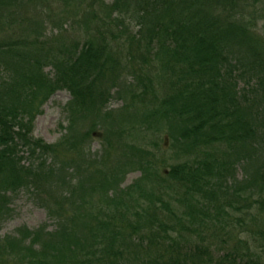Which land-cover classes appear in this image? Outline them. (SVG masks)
Here are the masks:
<instances>
[{
	"label": "trees",
	"instance_id": "trees-1",
	"mask_svg": "<svg viewBox=\"0 0 264 264\" xmlns=\"http://www.w3.org/2000/svg\"><path fill=\"white\" fill-rule=\"evenodd\" d=\"M63 91L70 159L33 137ZM22 191L54 229L10 264H264V0H0V229Z\"/></svg>",
	"mask_w": 264,
	"mask_h": 264
},
{
	"label": "rangeland",
	"instance_id": "rangeland-1",
	"mask_svg": "<svg viewBox=\"0 0 264 264\" xmlns=\"http://www.w3.org/2000/svg\"><path fill=\"white\" fill-rule=\"evenodd\" d=\"M73 27L70 28V25L69 27H66L65 30H67L68 33L63 32L60 34V37H51L50 34L48 35L50 36L51 40L56 42H65L66 39L69 40L72 36L77 37V31H80L82 34L80 37L85 36L84 34L86 33V30L84 28V22L78 21ZM70 100L71 95L67 91L58 92L44 105L42 108V114L36 118L34 123L33 137L43 140L48 145L57 146V158H64L68 153H70L63 150V148H67L68 146L67 142L65 141L66 137H70L72 142L74 140H81L84 136H86V132L91 125L88 119H78L77 122L71 127V124L67 119L68 114L65 112L66 105ZM121 107V101L114 99L111 101L110 109L116 110ZM99 132L102 133L100 129ZM97 136V134H94V137H92L91 141L87 139L85 142V144L91 143V149L93 153H96L102 147L100 134L99 138H97ZM72 156L73 155L70 153L66 159H70ZM171 164L173 163L168 162L167 165ZM241 171L242 170L238 169L239 179L242 177ZM139 177L140 173L138 172L128 174L124 180V183L122 184V187L125 188L130 186ZM11 200V214L2 224L0 229L1 240L7 237L18 236V230L23 228L34 231L41 226L47 225L49 231L54 229V224L47 217V212L36 205L29 193L22 191L16 195H12ZM229 229H232L234 233L240 232L241 234L243 232L241 227H238V225H233V227ZM243 236L244 238L246 237L245 235ZM229 243L232 244L231 242ZM255 248L257 249L256 246ZM262 256L264 257V254H262ZM0 264L10 263L0 260Z\"/></svg>",
	"mask_w": 264,
	"mask_h": 264
}]
</instances>
